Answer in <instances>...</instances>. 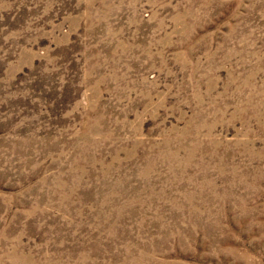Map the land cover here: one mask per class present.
<instances>
[{"label":"rangeland","instance_id":"rangeland-1","mask_svg":"<svg viewBox=\"0 0 264 264\" xmlns=\"http://www.w3.org/2000/svg\"><path fill=\"white\" fill-rule=\"evenodd\" d=\"M0 264H264V0H0Z\"/></svg>","mask_w":264,"mask_h":264}]
</instances>
